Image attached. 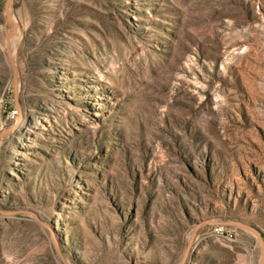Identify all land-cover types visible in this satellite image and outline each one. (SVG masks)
Instances as JSON below:
<instances>
[{"label":"rangeland","instance_id":"374dc122","mask_svg":"<svg viewBox=\"0 0 264 264\" xmlns=\"http://www.w3.org/2000/svg\"><path fill=\"white\" fill-rule=\"evenodd\" d=\"M5 2L0 264H264V0Z\"/></svg>","mask_w":264,"mask_h":264},{"label":"water","instance_id":"95a60500","mask_svg":"<svg viewBox=\"0 0 264 264\" xmlns=\"http://www.w3.org/2000/svg\"><path fill=\"white\" fill-rule=\"evenodd\" d=\"M11 3H12V0H6L5 6H4L6 22H10L12 24L11 30L8 31L7 34H6V42H5V44H6V50H7V57H8V60L10 62V65L12 67L13 80H14V83L16 84L17 83V67H16V64H15V62L13 60L12 55H11L10 46H11V38H12L15 30L17 29V23L12 18L11 13H10ZM228 224L246 227V228L252 230L253 232H255L257 234V236L259 237V239L261 238L260 233L256 229H254V228H252V227H250L248 225H245V224L239 223V222H228Z\"/></svg>","mask_w":264,"mask_h":264},{"label":"built area","instance_id":"2783aa9c","mask_svg":"<svg viewBox=\"0 0 264 264\" xmlns=\"http://www.w3.org/2000/svg\"><path fill=\"white\" fill-rule=\"evenodd\" d=\"M216 234H225V227L224 226H216L214 229Z\"/></svg>","mask_w":264,"mask_h":264},{"label":"bare ground","instance_id":"6f19581e","mask_svg":"<svg viewBox=\"0 0 264 264\" xmlns=\"http://www.w3.org/2000/svg\"><path fill=\"white\" fill-rule=\"evenodd\" d=\"M12 40H14V39H12ZM12 42H14V41H12ZM13 45V44H12Z\"/></svg>","mask_w":264,"mask_h":264}]
</instances>
